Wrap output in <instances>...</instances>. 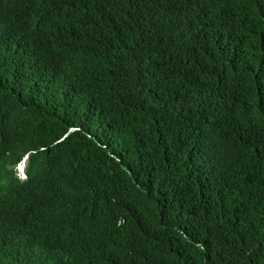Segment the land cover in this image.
I'll return each mask as SVG.
<instances>
[{
  "label": "trees",
  "instance_id": "1",
  "mask_svg": "<svg viewBox=\"0 0 264 264\" xmlns=\"http://www.w3.org/2000/svg\"><path fill=\"white\" fill-rule=\"evenodd\" d=\"M0 264H264V0H0Z\"/></svg>",
  "mask_w": 264,
  "mask_h": 264
},
{
  "label": "clouds",
  "instance_id": "2",
  "mask_svg": "<svg viewBox=\"0 0 264 264\" xmlns=\"http://www.w3.org/2000/svg\"><path fill=\"white\" fill-rule=\"evenodd\" d=\"M28 157H26L17 167H16V172H17V178L21 182L27 181V174H26V163H27Z\"/></svg>",
  "mask_w": 264,
  "mask_h": 264
}]
</instances>
